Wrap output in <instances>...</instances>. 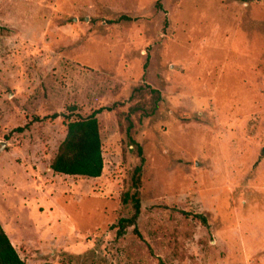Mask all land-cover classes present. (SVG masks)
Segmentation results:
<instances>
[{
  "label": "rangeland",
  "instance_id": "374dc122",
  "mask_svg": "<svg viewBox=\"0 0 264 264\" xmlns=\"http://www.w3.org/2000/svg\"><path fill=\"white\" fill-rule=\"evenodd\" d=\"M97 109L101 176L53 172ZM129 122L141 236L116 239ZM263 149L264 0H0V223L26 264H264Z\"/></svg>",
  "mask_w": 264,
  "mask_h": 264
},
{
  "label": "trees",
  "instance_id": "16d2710c",
  "mask_svg": "<svg viewBox=\"0 0 264 264\" xmlns=\"http://www.w3.org/2000/svg\"><path fill=\"white\" fill-rule=\"evenodd\" d=\"M124 19L130 20V18L126 16H121L117 21ZM151 92L156 95V100L159 99L160 96L157 90L151 89ZM156 103L157 102H155V104ZM136 109L137 108H131L129 113H134ZM100 111L101 109H97L87 117L78 118L67 123L65 138L59 145L57 153L50 163V168L53 172L89 178L101 176L104 161L99 123L96 117ZM131 127L132 124L129 122L127 136L130 143L136 148L139 156V163L134 167L130 176V187L121 197V201L124 205H131L132 214L129 217L119 218L118 221L111 226L116 231V239L122 238L131 227L133 233L138 235V237L141 236L138 232L137 223L141 213L140 187L145 159L141 145L130 136ZM194 217L199 219L202 224L207 225L204 215L195 214ZM0 264H26L25 260L20 257L16 248L10 241L1 223Z\"/></svg>",
  "mask_w": 264,
  "mask_h": 264
},
{
  "label": "water",
  "instance_id": "95a60500",
  "mask_svg": "<svg viewBox=\"0 0 264 264\" xmlns=\"http://www.w3.org/2000/svg\"><path fill=\"white\" fill-rule=\"evenodd\" d=\"M264 150V149H263Z\"/></svg>",
  "mask_w": 264,
  "mask_h": 264
}]
</instances>
